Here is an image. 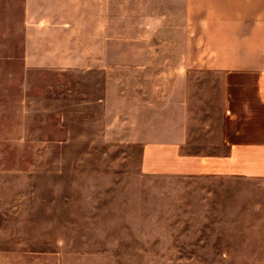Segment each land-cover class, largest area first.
I'll return each mask as SVG.
<instances>
[{
    "label": "rangeland",
    "instance_id": "374dc122",
    "mask_svg": "<svg viewBox=\"0 0 264 264\" xmlns=\"http://www.w3.org/2000/svg\"><path fill=\"white\" fill-rule=\"evenodd\" d=\"M20 20L21 0H0V264H264V180L235 181L222 212L205 215L195 212L204 181L142 174L144 126L131 109L170 79L25 67ZM141 22L138 37L161 36ZM188 82L186 149L210 152L222 137V77Z\"/></svg>",
    "mask_w": 264,
    "mask_h": 264
},
{
    "label": "crops",
    "instance_id": "0c3cea01",
    "mask_svg": "<svg viewBox=\"0 0 264 264\" xmlns=\"http://www.w3.org/2000/svg\"><path fill=\"white\" fill-rule=\"evenodd\" d=\"M150 1L143 14L138 0L128 11L122 0H21L23 64L80 69L86 77L170 79L157 100L131 109V124L144 126L142 174L204 181L195 212L221 213L216 208L235 181L264 180V0ZM138 19L161 36L138 37ZM195 72L222 77V137L210 152L186 149Z\"/></svg>",
    "mask_w": 264,
    "mask_h": 264
}]
</instances>
